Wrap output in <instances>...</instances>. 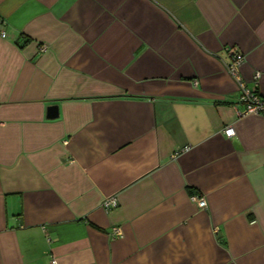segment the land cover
<instances>
[{"label": "crops", "instance_id": "1", "mask_svg": "<svg viewBox=\"0 0 264 264\" xmlns=\"http://www.w3.org/2000/svg\"><path fill=\"white\" fill-rule=\"evenodd\" d=\"M0 31V264H264L226 69L264 97V0H0Z\"/></svg>", "mask_w": 264, "mask_h": 264}, {"label": "built area", "instance_id": "2", "mask_svg": "<svg viewBox=\"0 0 264 264\" xmlns=\"http://www.w3.org/2000/svg\"><path fill=\"white\" fill-rule=\"evenodd\" d=\"M0 36L4 37L5 33L0 31ZM43 50V48H42ZM243 62V56L235 51L230 52V61L227 64V72L230 77L234 80L238 90L240 91L239 100L244 104V114H254V115H264V97L256 95L255 91L246 87L245 83L242 81L239 68ZM254 78H257V74ZM223 134L226 137H231L234 135V129L231 126H226L223 129ZM191 200L196 202L198 207L205 208L206 204L203 198L197 197L196 195L191 196ZM117 206V201L115 198H107L103 201L102 207L105 209L114 208ZM112 237L121 236L120 229L114 227L111 232ZM50 264H57L54 260H51Z\"/></svg>", "mask_w": 264, "mask_h": 264}, {"label": "water", "instance_id": "3", "mask_svg": "<svg viewBox=\"0 0 264 264\" xmlns=\"http://www.w3.org/2000/svg\"><path fill=\"white\" fill-rule=\"evenodd\" d=\"M50 111L52 112V113H50L49 114V118H54V117H56V112H57V108H56V106L54 105V106H51V108H50Z\"/></svg>", "mask_w": 264, "mask_h": 264}]
</instances>
